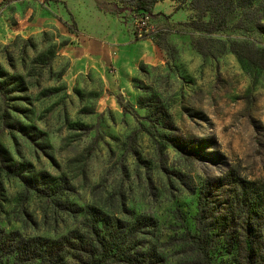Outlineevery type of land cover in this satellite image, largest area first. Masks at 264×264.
<instances>
[{
	"label": "rangeland",
	"instance_id": "1",
	"mask_svg": "<svg viewBox=\"0 0 264 264\" xmlns=\"http://www.w3.org/2000/svg\"><path fill=\"white\" fill-rule=\"evenodd\" d=\"M97 1L116 3L134 28L138 9ZM237 1L216 33L188 26L197 15L189 0L177 1L187 21L151 17L165 39L149 37L157 60L125 89L106 80L103 65L81 74L65 2L0 3V240L57 239L79 225L78 208L94 206L153 217L167 264H195L178 241L184 228L196 232L202 190L212 188L216 209L237 195L264 203V70L231 50L264 48V0ZM227 246L215 263L231 262Z\"/></svg>",
	"mask_w": 264,
	"mask_h": 264
},
{
	"label": "trees",
	"instance_id": "2",
	"mask_svg": "<svg viewBox=\"0 0 264 264\" xmlns=\"http://www.w3.org/2000/svg\"><path fill=\"white\" fill-rule=\"evenodd\" d=\"M118 1L138 9L139 19H142L156 17L153 7L162 0ZM189 1L197 15L187 24L201 33L226 29L239 7L237 0ZM97 4L107 12L120 14L116 3L110 4V9L98 1ZM206 16L208 20H205ZM164 35V29H159L150 36L162 41ZM199 44L197 50L206 55ZM231 50L250 65L264 70V48L252 49L248 44L234 43ZM248 185L256 193L255 184ZM211 190L201 191L195 218L196 232L184 228L178 242L190 248L195 264H218L213 258L222 243L228 245V253L233 258L230 263L219 264H264L263 201L256 196L248 199L237 195L239 199L224 203L226 209H216L215 195ZM76 214L80 218L79 225L57 239L20 238L15 233L5 235L0 240V264L6 258H11L12 264H167L163 255L167 243H161L156 236L158 223L153 217L139 216L127 220L94 206L78 208ZM175 240L172 238L170 242Z\"/></svg>",
	"mask_w": 264,
	"mask_h": 264
},
{
	"label": "crops",
	"instance_id": "3",
	"mask_svg": "<svg viewBox=\"0 0 264 264\" xmlns=\"http://www.w3.org/2000/svg\"><path fill=\"white\" fill-rule=\"evenodd\" d=\"M57 1L67 4L68 15L76 26L70 45L85 65L81 70L83 76L89 77L90 62L96 67L103 65L99 70L106 71V80L125 89L132 85L144 64L157 60V50L151 39H138L130 23L120 15L101 9L96 0H74L69 4L66 0ZM189 12L188 8L178 7L177 0H162L153 7L156 17L165 15L171 23L187 21Z\"/></svg>",
	"mask_w": 264,
	"mask_h": 264
},
{
	"label": "built area",
	"instance_id": "4",
	"mask_svg": "<svg viewBox=\"0 0 264 264\" xmlns=\"http://www.w3.org/2000/svg\"><path fill=\"white\" fill-rule=\"evenodd\" d=\"M150 19L151 18L149 16H146L143 17L142 19L136 20L133 29L138 39L149 38L150 35L154 32L153 26L148 22V20Z\"/></svg>",
	"mask_w": 264,
	"mask_h": 264
}]
</instances>
